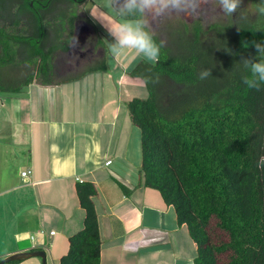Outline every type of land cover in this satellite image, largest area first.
Segmentation results:
<instances>
[{"label": "trees", "instance_id": "trees-1", "mask_svg": "<svg viewBox=\"0 0 264 264\" xmlns=\"http://www.w3.org/2000/svg\"><path fill=\"white\" fill-rule=\"evenodd\" d=\"M259 2L247 0L241 9L245 20L236 15L208 27L200 21L178 26L171 35L175 52L163 43L157 61L142 60L129 72L143 80L148 93L126 104L141 131L142 184L157 190L173 206L178 225H186L196 245L194 264H264V82L254 81L258 91L247 88L242 76L250 73L241 63L250 56L264 60L253 46L264 44ZM23 8L9 22V9L0 3V90H10L3 79L16 77V63L21 72L33 71L19 86L59 84L105 69L103 60L55 78L51 54L26 46L22 36L28 32L18 22ZM35 24L41 33L44 24ZM69 39L61 42L63 48ZM154 39L160 44L157 35ZM202 70L211 75L200 79ZM76 191L84 224L70 237L59 264H99L96 190L82 182Z\"/></svg>", "mask_w": 264, "mask_h": 264}, {"label": "crops", "instance_id": "crops-1", "mask_svg": "<svg viewBox=\"0 0 264 264\" xmlns=\"http://www.w3.org/2000/svg\"><path fill=\"white\" fill-rule=\"evenodd\" d=\"M101 42L106 49L91 65L104 60V70L59 84L19 86L33 71L21 72L16 63V77L3 79L10 90H0V259L43 250L47 264H59L70 237L83 228L76 186L88 182L96 190L99 264H194L196 245L186 225H178L173 206L139 175L141 131L126 104L148 93L129 72L142 60L153 61L111 66L114 57ZM69 75L62 72L58 80Z\"/></svg>", "mask_w": 264, "mask_h": 264}, {"label": "flooded vegetation", "instance_id": "flooded-vegetation-1", "mask_svg": "<svg viewBox=\"0 0 264 264\" xmlns=\"http://www.w3.org/2000/svg\"><path fill=\"white\" fill-rule=\"evenodd\" d=\"M94 1L0 0V3L9 9L6 12L9 22L19 19L17 12L21 7H24V12L20 14L24 19L22 18L18 22L26 26L24 28L28 33L22 36L27 39L28 45L26 44V46H36L42 53H50L53 74L55 78H58L62 72L71 74V71L79 69V72L85 66L91 65L94 56L106 49L104 43L102 45L98 43L102 35L86 12L87 4L94 3ZM246 2L247 0H242L241 9L246 5ZM213 14L219 16V20H213L206 27L216 22H226L229 18L220 13L219 5L213 0L208 8L201 12L199 18L188 17L183 14L172 15L157 20L152 28L156 29L161 24L163 26L175 25L176 28L186 26L195 21L201 22L203 19H211ZM235 16L236 14L233 15V18ZM119 17L121 16L119 15ZM35 21L44 24L45 28L41 33L39 27H36ZM71 23H73L72 26ZM155 35L159 37L158 34ZM68 38H70L68 45L63 48L61 42Z\"/></svg>", "mask_w": 264, "mask_h": 264}, {"label": "clouds", "instance_id": "clouds-1", "mask_svg": "<svg viewBox=\"0 0 264 264\" xmlns=\"http://www.w3.org/2000/svg\"><path fill=\"white\" fill-rule=\"evenodd\" d=\"M213 0H108V5L114 7L115 11L124 17L122 22L109 33L113 38L110 45V52L114 56H119L125 50H134L142 54L150 61H157L163 41L157 44L154 39L152 26L161 18L172 15H184L199 18ZM219 5L220 13L226 17L245 20L246 17L241 11L242 0H214ZM257 11L264 15V0L257 4ZM128 17H134L128 19ZM257 56L264 57V44L253 42ZM241 63L248 70L250 75L242 76V83L249 89H260V83L264 82V60H256L250 56L242 58ZM211 75L210 70H202L200 79H205Z\"/></svg>", "mask_w": 264, "mask_h": 264}, {"label": "rangeland", "instance_id": "rangeland-1", "mask_svg": "<svg viewBox=\"0 0 264 264\" xmlns=\"http://www.w3.org/2000/svg\"><path fill=\"white\" fill-rule=\"evenodd\" d=\"M86 12L90 16V18L93 20L95 26L100 31V34L102 35V37L105 39L108 50L110 52V45L113 42V38L110 35L109 31L114 30L118 26V24L122 22L123 19L125 18L119 17V15L115 12L114 8L108 5V0H95L94 3L87 4ZM213 20L214 21L219 20V16L213 14V17H211V19H203L201 20V22L203 26L206 27ZM175 29H176L175 25L174 26H163L162 24L156 29H153L154 33L159 35L160 40L163 41L165 45L170 46L173 52L177 50L176 47L172 44V40H171L172 32ZM111 55L114 57L110 59L111 66L114 64L113 62H117V61L128 63L129 60L132 62L137 59H147L142 54L136 53L134 50H125V52L119 56H114L112 53ZM78 70L71 71L70 72L71 75L78 72ZM138 83L142 87H144V83L142 82V80H138ZM137 97L140 98L141 96L137 95Z\"/></svg>", "mask_w": 264, "mask_h": 264}, {"label": "water", "instance_id": "water-1", "mask_svg": "<svg viewBox=\"0 0 264 264\" xmlns=\"http://www.w3.org/2000/svg\"><path fill=\"white\" fill-rule=\"evenodd\" d=\"M29 257H40L42 264L46 263V253L43 250H34V251H20L11 255H8L0 259V264H5L12 261L23 260Z\"/></svg>", "mask_w": 264, "mask_h": 264}, {"label": "built area", "instance_id": "built-area-1", "mask_svg": "<svg viewBox=\"0 0 264 264\" xmlns=\"http://www.w3.org/2000/svg\"><path fill=\"white\" fill-rule=\"evenodd\" d=\"M111 162V160H109V161H107V164H109ZM30 173V170H28V171H23L22 173H21V175L22 176H26V175H28Z\"/></svg>", "mask_w": 264, "mask_h": 264}, {"label": "bare ground", "instance_id": "bare-ground-1", "mask_svg": "<svg viewBox=\"0 0 264 264\" xmlns=\"http://www.w3.org/2000/svg\"><path fill=\"white\" fill-rule=\"evenodd\" d=\"M30 175V174H29Z\"/></svg>", "mask_w": 264, "mask_h": 264}]
</instances>
